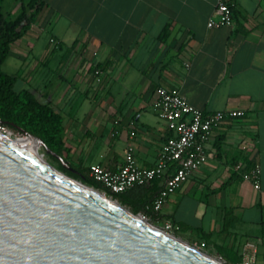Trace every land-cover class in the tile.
I'll list each match as a JSON object with an SVG mask.
<instances>
[{"label":"crops","instance_id":"crops-1","mask_svg":"<svg viewBox=\"0 0 264 264\" xmlns=\"http://www.w3.org/2000/svg\"><path fill=\"white\" fill-rule=\"evenodd\" d=\"M43 2L11 49L25 83L48 60L49 89L38 99L62 115L67 160L116 170L130 145L138 166L155 164L169 133L150 108L157 86L177 88L202 111L242 110L211 130L206 161L156 215L171 231L195 229L228 264L249 256L264 264V0H229L231 24L216 28L205 25L214 0ZM43 30L47 43L30 61ZM252 167L257 187L242 177ZM148 187L124 191L148 203L157 192Z\"/></svg>","mask_w":264,"mask_h":264},{"label":"water","instance_id":"water-1","mask_svg":"<svg viewBox=\"0 0 264 264\" xmlns=\"http://www.w3.org/2000/svg\"><path fill=\"white\" fill-rule=\"evenodd\" d=\"M64 170L42 140L22 134ZM0 136V264H216Z\"/></svg>","mask_w":264,"mask_h":264},{"label":"built area","instance_id":"built-area-1","mask_svg":"<svg viewBox=\"0 0 264 264\" xmlns=\"http://www.w3.org/2000/svg\"><path fill=\"white\" fill-rule=\"evenodd\" d=\"M230 6L229 0H214L211 14L205 23L206 27L216 28L231 24ZM49 41L52 39L50 38ZM98 73L99 69L94 68L93 74ZM150 108L169 132L160 145L155 164L149 167L138 166L134 161L131 146L127 145L122 163L116 170H111L103 164H90L87 166V176L110 193L123 192L133 186L146 185L153 179L163 178L162 185L149 205L150 211L157 214L167 196L206 161L205 144L211 130L226 120L241 117L243 112L240 109L202 111L189 104L177 88L165 86L155 87ZM0 129L7 130L2 126ZM115 132L113 130L110 135L113 136ZM242 177L257 187L255 167L244 173ZM171 230V223L165 222L162 231L170 234ZM216 260L228 264L220 256H217ZM236 264H255V262L253 257L249 256Z\"/></svg>","mask_w":264,"mask_h":264},{"label":"trees","instance_id":"trees-1","mask_svg":"<svg viewBox=\"0 0 264 264\" xmlns=\"http://www.w3.org/2000/svg\"><path fill=\"white\" fill-rule=\"evenodd\" d=\"M1 2L2 0H0V65L6 58L10 46L29 29L44 5L43 0H24L18 10L11 12V7L2 11ZM15 79V76L5 74L0 70V126L21 134L29 133L36 136L42 140L46 148L62 156L76 170V173L64 170L55 158L48 155L51 160L57 163L58 170L95 190L105 192L112 200H116L130 212L139 213L149 221H155L157 215L149 209L151 201L147 203L144 200H130L126 191L110 193L98 182L87 176V169L74 165L67 160L64 154L62 115L54 110L49 103L39 101L29 90H15ZM157 182L158 179H153L148 184L151 192L157 190ZM224 183L222 182V185ZM141 186L144 185L138 187ZM229 224L230 219H226L224 215L222 228H226Z\"/></svg>","mask_w":264,"mask_h":264},{"label":"rangeland","instance_id":"rangeland-1","mask_svg":"<svg viewBox=\"0 0 264 264\" xmlns=\"http://www.w3.org/2000/svg\"><path fill=\"white\" fill-rule=\"evenodd\" d=\"M23 1L24 0H2L1 9L3 11L6 8L11 7V12H15L16 10H18L20 8V4ZM48 36H49V32L43 30L38 34V36L36 38L31 39V40L35 41V46H34L33 50L31 51V53H29L28 59L30 61H34V59H39L40 55H39L38 49L40 47L43 50L44 46L47 43ZM11 48L12 47L10 46V49H9V52H8L6 58L3 60V62L0 65V70L5 74L13 75L16 77L15 82H14V89L15 90L27 89L38 99L39 93H41L43 91H47L49 89V84H48L47 80L51 79L52 72L48 71V67H49L48 62H47L48 60L45 62L44 61L41 62V64H39L37 66L36 72L31 76V79L28 80L29 82L25 83L21 79L22 78L21 77V69H20L21 60H20L19 56H17L16 54H14L12 52ZM38 100L41 102L43 101L42 98L38 99ZM56 111H58V110H56ZM4 128L7 130H2V131L11 135V136H23L21 133L13 131L7 127H4ZM38 152L42 155V157L49 164H51L52 166L57 168V163L50 159L48 154L45 153V151L43 150V148L41 146L38 147ZM100 192L104 193L105 196L110 198V196L106 195L105 192H103V191H100ZM160 211L161 210H159V212ZM146 220L162 230L163 220L161 218H158L155 222L149 221L148 219H146ZM170 234L177 237L178 239L188 243L189 245L194 246L199 251L204 252L205 254H208L211 257H214L215 259H217L218 255L216 254L215 250H219V248L213 247L212 245H210L207 241V238L204 236H201L195 229H192V228L189 229L188 228L185 230L184 227H180L177 230L171 231ZM192 241H194L196 244H193ZM206 241H207V245L205 244ZM228 252L232 253L231 251H228Z\"/></svg>","mask_w":264,"mask_h":264},{"label":"bare ground","instance_id":"bare-ground-1","mask_svg":"<svg viewBox=\"0 0 264 264\" xmlns=\"http://www.w3.org/2000/svg\"><path fill=\"white\" fill-rule=\"evenodd\" d=\"M0 136L2 138H4L6 141H8L10 144H12L13 146L19 148L20 150L24 151L25 153H27L28 155H30L31 157H33L34 159L38 160L39 162H41L43 165L51 168L52 170H54L55 172H58L59 174H61L62 176L66 175L65 173H63L62 171L58 170L57 168H55L54 166H52L51 164H49L43 157L42 155L38 152V147L27 137L23 136H11L5 132H3L2 130H0ZM67 177H69L70 179H73L74 183L82 186L84 188H87L89 191L94 192L96 194H98L100 197L105 198L106 200H108L109 202H111L112 204H116V200H112L111 198L105 196L103 193H101L100 191H97L95 189H93L92 187L86 185L85 183H82L80 180L72 178L68 175H66ZM141 221H146L148 222L144 217H142L141 215L137 216ZM154 226V225H153ZM184 242V241H183ZM206 257L215 262L216 264H223L219 261H217L214 257H211L208 254H205Z\"/></svg>","mask_w":264,"mask_h":264}]
</instances>
